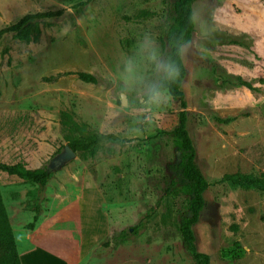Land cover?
<instances>
[{
    "label": "rangeland",
    "instance_id": "obj_1",
    "mask_svg": "<svg viewBox=\"0 0 264 264\" xmlns=\"http://www.w3.org/2000/svg\"><path fill=\"white\" fill-rule=\"evenodd\" d=\"M193 7L196 58L183 60L182 88L209 184L196 245L210 264H264V191L224 178L264 173V1ZM48 11L56 14L36 21V42L4 31ZM173 16L174 0H0V163L52 171L42 185L0 170V194L15 238L50 247L51 264H198L180 230L190 194L169 133L181 106L146 103L141 83L157 79L143 42L170 55ZM102 134L113 137L56 160L66 145ZM50 263L30 254L26 264Z\"/></svg>",
    "mask_w": 264,
    "mask_h": 264
},
{
    "label": "trees",
    "instance_id": "obj_2",
    "mask_svg": "<svg viewBox=\"0 0 264 264\" xmlns=\"http://www.w3.org/2000/svg\"><path fill=\"white\" fill-rule=\"evenodd\" d=\"M195 0H174V16L173 22L168 30V43L169 46L173 42H181L185 39L193 38L195 25L190 24L188 20L189 10L192 8V3ZM264 1V0H263ZM55 12H36L29 13L22 17L17 22L6 27L4 31H14L19 34L22 39L27 43L31 41H38L40 28L38 22L41 19L54 16ZM175 46L170 47V55L181 66V77L175 83L165 82L164 86L170 90L171 97L178 100L181 106L179 112V124L173 128L169 133L176 137L182 151V167L183 175L188 180L183 189L190 194V216L184 218L180 230L183 237V243L186 251L191 255L198 264H210V256L207 253L198 250L196 245V235L194 225L199 221L201 213L205 207V191L208 188V181L197 166L195 162L196 150L193 140L190 136L187 122H188V104L183 91V82L186 77V67L175 54ZM78 77L85 82H96V78L86 72H77ZM55 77H46L50 81ZM242 85L251 90H258L249 81L241 80ZM112 134H102L95 139L90 140L88 143H73L70 146L77 151L79 148L89 150L92 149L99 142L100 139L111 138ZM0 170L8 172L9 174L17 175L20 178L26 179L31 182L45 185L52 177V171L45 168L31 169L25 166L24 163L18 162L12 165L0 163ZM226 180L233 184L242 187L256 188L264 191V173L262 177H252L247 175H232L227 174L224 177ZM38 220L37 215L34 221L30 223L27 228L32 230L36 226ZM0 264H22L19 255L15 234L13 227L9 221L8 213L6 211L2 196L0 194Z\"/></svg>",
    "mask_w": 264,
    "mask_h": 264
},
{
    "label": "clouds",
    "instance_id": "obj_3",
    "mask_svg": "<svg viewBox=\"0 0 264 264\" xmlns=\"http://www.w3.org/2000/svg\"><path fill=\"white\" fill-rule=\"evenodd\" d=\"M199 15L200 13L195 7L191 8L188 15L189 23L194 25L197 24ZM172 46H175V54L181 62L186 58H196L195 33L193 34V38L185 39L181 42H173V45H170V47ZM142 48L147 51V58L154 65V71L157 77L156 80L147 82L141 81L145 89L144 94L148 97L146 103L159 107L171 100L170 90L164 86V83L177 82L181 77V66L171 55L166 56L162 54L154 41L149 38L145 39ZM126 71L128 73L133 72L131 62L126 66Z\"/></svg>",
    "mask_w": 264,
    "mask_h": 264
},
{
    "label": "crops",
    "instance_id": "obj_4",
    "mask_svg": "<svg viewBox=\"0 0 264 264\" xmlns=\"http://www.w3.org/2000/svg\"><path fill=\"white\" fill-rule=\"evenodd\" d=\"M33 242L34 241H32L31 244L30 242L29 244L28 243L22 244V242H20V240L16 238V243L22 264H26L28 262V257H30V254L35 261H42L43 263V261L45 262L47 259V261H49L50 263L51 260H49L50 259L49 250L52 253V255L55 256L56 254L53 253L54 251L50 249V247H48L49 249L48 250L45 246H41L40 244L36 245L34 244L35 242L34 243Z\"/></svg>",
    "mask_w": 264,
    "mask_h": 264
},
{
    "label": "water",
    "instance_id": "obj_5",
    "mask_svg": "<svg viewBox=\"0 0 264 264\" xmlns=\"http://www.w3.org/2000/svg\"><path fill=\"white\" fill-rule=\"evenodd\" d=\"M123 104L127 103V97L123 94L122 97ZM76 156V151L70 146L66 145L65 150L56 158V160L60 161L61 164H64L66 161Z\"/></svg>",
    "mask_w": 264,
    "mask_h": 264
}]
</instances>
